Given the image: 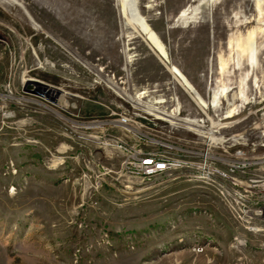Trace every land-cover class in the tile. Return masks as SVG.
I'll return each mask as SVG.
<instances>
[{
    "label": "rangeland",
    "instance_id": "1",
    "mask_svg": "<svg viewBox=\"0 0 264 264\" xmlns=\"http://www.w3.org/2000/svg\"><path fill=\"white\" fill-rule=\"evenodd\" d=\"M196 2L136 0L133 25L118 0H0V264H264V218L179 173L130 177L106 142L121 116L154 150L215 129L218 149L241 146L264 168V0H210L202 18ZM30 79L49 89L25 90Z\"/></svg>",
    "mask_w": 264,
    "mask_h": 264
},
{
    "label": "built area",
    "instance_id": "2",
    "mask_svg": "<svg viewBox=\"0 0 264 264\" xmlns=\"http://www.w3.org/2000/svg\"><path fill=\"white\" fill-rule=\"evenodd\" d=\"M193 120L192 123L197 126H200L199 123L201 125L204 123V118L202 117ZM113 124L109 125L108 128L116 127L122 131L117 135L107 133L106 142L112 141L122 153V170L128 176L148 181V173L158 172V168H162V165H174L179 162H196L207 165V155L203 156V158H196V151H199L200 148H207V154H215L217 158L222 159L224 164H228L230 168H241L246 171V178H233V176L228 175V180L238 183L237 192H239V199L237 200L240 201L241 212L249 217L264 218V168L258 165L261 158L250 156L241 146L233 147L230 150L225 148L218 149L217 143L212 137V134L217 132L215 129L203 128L201 135L205 141L202 145L178 144L166 141L159 142L154 150L147 148L149 143L146 141V135L139 133L134 136L130 134L129 129L125 128L128 125L127 117L121 116L113 119ZM261 145L264 146V142ZM174 149L190 151V158L188 160L175 158ZM179 174L188 177L185 176V173ZM179 174L176 172L166 173V175H162V180L174 179Z\"/></svg>",
    "mask_w": 264,
    "mask_h": 264
},
{
    "label": "bare ground",
    "instance_id": "3",
    "mask_svg": "<svg viewBox=\"0 0 264 264\" xmlns=\"http://www.w3.org/2000/svg\"><path fill=\"white\" fill-rule=\"evenodd\" d=\"M255 1H258V0H255ZM209 2L210 0H197L196 4L193 7V10H196V11L199 10V13L201 14V18H202L204 16L203 9L207 7ZM130 5H132V10H130L129 8ZM136 6H137L136 0H118V11H119V14L125 18L124 22L126 24L131 23L134 25L131 17L132 15L133 16L135 15L136 17H138ZM178 18H184L186 21L193 20V16H186V9L184 8L179 11ZM139 24L141 25L143 31L145 32V35L148 38L154 39V41L157 42V45H156L157 49H160L161 43L159 41V38L154 34L150 26L144 23L143 21H140ZM229 44L230 43L228 42V46H231ZM247 53H248V57H247L248 65L250 66L252 65V61L255 56V51L253 48H250V50ZM159 56L163 60L168 59V55L164 51L161 53V55L159 54ZM218 63H219L218 69H220V71L222 72L225 66L224 64L225 62L220 60ZM169 70L170 72L173 73V75L177 79V82L181 86H183L189 93L193 94L194 100L196 99V101L202 104V106L206 105V102L200 96H197L195 94L192 85H190L187 79H185L175 67L170 66ZM221 84L216 85L213 88V95H212L211 103L218 102L220 95L225 94L227 87L221 86ZM26 86H29L30 88L34 89V91L36 90L37 92H40L41 94H45L46 91L49 89V87L48 88L45 87V85H43L41 82H38L37 80H32V79L27 81ZM48 93L54 94V91L50 90ZM130 101L134 102L133 100H130ZM155 102L159 103L161 101L159 99V100H155ZM213 105H216V104H213ZM150 110H151L150 111L151 114L152 112H154V114L158 118L165 119L170 122H172L174 119L176 121H181L184 124L191 125L192 122L194 121L190 117H183V118L173 117L172 116L173 114L167 113L162 110H158V108L155 106L153 107L151 106ZM232 116H233L232 110H228L225 117L232 118ZM100 123L101 125L99 126L101 127L105 124V122L104 123L100 122ZM229 125L230 123L229 124L224 123L222 128L228 127ZM206 155H207V165H202L196 162H179L174 165H162V168H158V172L148 173V181L162 180V175H166V173H171V172L185 173V176H188L190 178H193L196 181L208 184L212 186L213 188H215L220 194V196L224 198L230 206H232L231 204H237V206L240 207V211H241L240 201L237 200L239 199V192H237L238 183L229 181L228 175L233 176V178H246V171H244V169H241V168H230L228 164H224L223 160L217 158L215 154H207V148H200L199 151H196V158H203V156H206ZM174 157L179 160H188L190 158V151H185V149H174ZM216 168L219 170H217Z\"/></svg>",
    "mask_w": 264,
    "mask_h": 264
},
{
    "label": "water",
    "instance_id": "4",
    "mask_svg": "<svg viewBox=\"0 0 264 264\" xmlns=\"http://www.w3.org/2000/svg\"><path fill=\"white\" fill-rule=\"evenodd\" d=\"M25 90L35 93L37 92L36 90L34 91V89L30 88L29 86H26Z\"/></svg>",
    "mask_w": 264,
    "mask_h": 264
}]
</instances>
